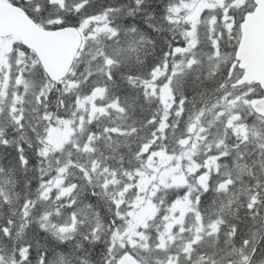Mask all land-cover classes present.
Masks as SVG:
<instances>
[{
    "label": "snow or ice",
    "instance_id": "snow-or-ice-1",
    "mask_svg": "<svg viewBox=\"0 0 264 264\" xmlns=\"http://www.w3.org/2000/svg\"><path fill=\"white\" fill-rule=\"evenodd\" d=\"M0 264H264V0H0Z\"/></svg>",
    "mask_w": 264,
    "mask_h": 264
}]
</instances>
